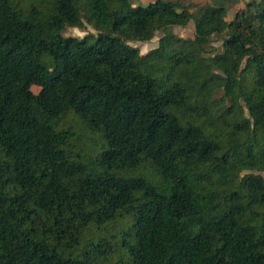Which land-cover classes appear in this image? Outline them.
Listing matches in <instances>:
<instances>
[{"label": "trees", "instance_id": "trees-1", "mask_svg": "<svg viewBox=\"0 0 264 264\" xmlns=\"http://www.w3.org/2000/svg\"><path fill=\"white\" fill-rule=\"evenodd\" d=\"M234 1L0 0V264H264V0Z\"/></svg>", "mask_w": 264, "mask_h": 264}, {"label": "rangeland", "instance_id": "rangeland-1", "mask_svg": "<svg viewBox=\"0 0 264 264\" xmlns=\"http://www.w3.org/2000/svg\"><path fill=\"white\" fill-rule=\"evenodd\" d=\"M136 4H148L151 1L154 0H133ZM210 0H193V2H197V3H207ZM250 1V0H236L233 3H231L229 5V11H228V20L233 19L236 14L246 6V3ZM173 31L175 33H177L180 36L183 37H190L193 34L192 29H190L188 26L186 27H179V26H175L173 27ZM67 35H73V36H79V37H83L88 33H96L95 29L93 27H91L90 25H88L87 30H82V29H78V28H69L66 32ZM164 34L163 31H159L157 33V35L154 37L153 40H151L150 42H139V41H134L131 44L134 46L139 47V49L141 50L142 53H146L149 50H151L153 47L157 46L158 44V40L159 38ZM219 44V42L217 43V45ZM35 91H38L37 87H34Z\"/></svg>", "mask_w": 264, "mask_h": 264}]
</instances>
